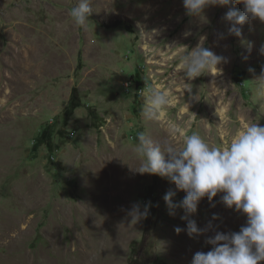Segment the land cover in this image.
Wrapping results in <instances>:
<instances>
[{
  "label": "rangeland",
  "instance_id": "obj_1",
  "mask_svg": "<svg viewBox=\"0 0 264 264\" xmlns=\"http://www.w3.org/2000/svg\"><path fill=\"white\" fill-rule=\"evenodd\" d=\"M77 3L0 0V264H131L139 249L148 262L191 264L217 231L238 232L247 218L218 193L189 217L201 235L175 233L187 223L163 201L175 186L136 172L138 133L182 143L143 117L146 85L174 97L168 119L227 146L245 124L264 126V23L237 25L236 37L222 17L241 4L208 7L201 20L182 0H92L78 28ZM200 42L227 63L187 81L176 66ZM149 202V227L130 220L133 205Z\"/></svg>",
  "mask_w": 264,
  "mask_h": 264
},
{
  "label": "clouds",
  "instance_id": "obj_2",
  "mask_svg": "<svg viewBox=\"0 0 264 264\" xmlns=\"http://www.w3.org/2000/svg\"><path fill=\"white\" fill-rule=\"evenodd\" d=\"M92 0H78L69 15L75 26L83 27L90 22ZM243 5L238 13L228 8L222 17L227 25V35L239 37L237 25L247 20L264 23V0H182L185 13L189 17L204 20V10L208 7L227 8L229 4ZM190 33H185L189 35ZM225 34H221L223 39ZM206 37H201L204 41ZM264 54V47L261 48ZM227 63V58L215 54L203 43L186 52L177 64V71L183 73L187 81L200 77L212 69L219 71L218 65ZM250 71H254L250 69ZM264 87V69L256 78ZM174 97L166 90L152 84L146 85L142 115L148 121L164 122L168 132L182 141L180 146L171 142H154L143 132L138 133L134 146L140 158L139 174L159 176L175 186L163 196L170 216L176 209L183 210L180 218L186 221V228L177 226L179 234L186 231L189 238L199 236L204 230L198 229L190 216L197 212L198 203L205 197L212 201L222 193L220 203L227 209H234L246 216V224L238 232H220L207 243L211 249L196 252L191 264H261L264 262V126L258 122L245 124L238 129L224 147L210 146L199 134H188L184 128L168 119L167 108ZM185 196L178 204L173 202L176 192ZM150 202L143 206L135 204L129 211L130 220L136 222L149 214ZM217 217H213L216 219Z\"/></svg>",
  "mask_w": 264,
  "mask_h": 264
},
{
  "label": "trees",
  "instance_id": "obj_3",
  "mask_svg": "<svg viewBox=\"0 0 264 264\" xmlns=\"http://www.w3.org/2000/svg\"><path fill=\"white\" fill-rule=\"evenodd\" d=\"M153 207H150L149 208V214L147 215V224H148V227H149V223H150V220L153 216ZM147 236V231H146V234ZM136 250V249H134ZM134 257L132 258L131 260V264H167L163 261H160L158 260L157 258L153 259L152 261L148 262L147 261V254L146 253H143V251L141 249L139 250H136L134 251Z\"/></svg>",
  "mask_w": 264,
  "mask_h": 264
}]
</instances>
